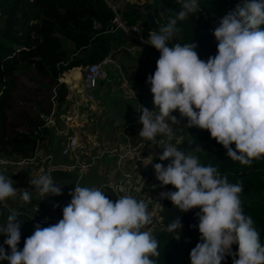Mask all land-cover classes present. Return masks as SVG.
Listing matches in <instances>:
<instances>
[{"label":"clouds","instance_id":"obj_1","mask_svg":"<svg viewBox=\"0 0 264 264\" xmlns=\"http://www.w3.org/2000/svg\"><path fill=\"white\" fill-rule=\"evenodd\" d=\"M198 10L197 0H184L177 19L184 20ZM177 19L158 31H149L148 44L160 53L156 70L146 81L155 108L141 105L139 115L143 126L140 137L156 141L157 136H163L169 141L158 157L169 163L153 167L161 186L171 185L176 190L161 192L160 197L171 201L181 213L199 209L200 238L190 251V264H222L226 256L233 257L232 264H264L259 232L242 208V183H229L216 167L204 166L196 155L178 150L171 143L174 133L170 126L180 124L173 115L178 111L180 119L187 120L184 127L207 130L233 161L250 166L253 160L264 158V0H240L223 16L213 32L217 52L206 61L199 58L194 42L168 46L178 32ZM151 157L147 163L143 161L145 166L152 163ZM14 183L0 174V202L17 194ZM29 184L41 196L62 194L61 186L49 174L31 179ZM19 191L22 201L30 203L32 191ZM69 195L62 219L47 227L35 224L22 250L18 249L21 223L13 210L6 223L0 224V234L7 237L3 244L10 249L8 253L0 245V261L156 264L153 257L160 255L159 242L150 231L142 230L154 222L143 199L124 195L113 202L105 191L79 184ZM181 229L177 216L166 230L174 233ZM233 244L238 245L236 252H232Z\"/></svg>","mask_w":264,"mask_h":264},{"label":"trees","instance_id":"obj_2","mask_svg":"<svg viewBox=\"0 0 264 264\" xmlns=\"http://www.w3.org/2000/svg\"><path fill=\"white\" fill-rule=\"evenodd\" d=\"M108 0H0V159L24 161L33 157L38 147L47 149L52 138V126L39 125L26 119L21 128L6 124L5 109L9 106L15 84L16 73L33 70L53 85L56 108L64 103L67 89L57 79L62 73L76 67L100 61L115 50L124 47L127 37L120 30L110 31V22L114 13ZM198 6L206 12L223 13L226 0H198ZM153 0L152 12L157 16ZM167 20L177 19L184 0H160ZM142 7V6H141ZM139 5L123 2L117 13L126 26L140 23L147 30L151 29L145 19V13ZM93 23L98 27H93ZM158 25V20H157ZM207 20L199 12L190 14L186 19H177V40L181 45L196 43V51L202 60L215 56L217 41L213 34L205 32ZM67 79H64V81ZM147 81V80H146ZM144 81L143 85H147ZM189 131L177 145L178 150L191 152L199 158L202 165H212L229 183H242L240 194L244 214L251 216L254 226L264 245V158L253 160L250 166L241 165L226 155V149L211 138L207 130L198 127L184 128ZM234 149L235 145H231ZM51 148L48 152H50ZM156 162H160L157 158ZM169 163V161H168ZM53 182L68 179L67 172L49 170ZM175 191L173 186H167ZM48 196V195H47ZM47 196H43L47 197ZM54 196V195H50ZM34 201L40 204L44 199ZM9 204V203H8ZM13 202L4 207L0 202V224L6 223L11 214ZM18 221L29 219L28 213L15 209ZM199 209L181 213L166 200L158 212L159 222L153 232L158 240L160 255L153 257L156 264H190V251L199 242L198 218ZM180 216L182 229L169 233V225ZM192 226V227H190ZM179 233V239L178 238ZM7 237L0 234V245L6 252L10 249L3 244ZM26 235L21 232L18 249L22 250ZM238 245H232V252ZM238 258V257H237ZM233 257L226 256L222 264H232ZM8 264V261H0Z\"/></svg>","mask_w":264,"mask_h":264},{"label":"crops","instance_id":"obj_3","mask_svg":"<svg viewBox=\"0 0 264 264\" xmlns=\"http://www.w3.org/2000/svg\"><path fill=\"white\" fill-rule=\"evenodd\" d=\"M108 1H110L112 4L114 3L111 0ZM158 4L161 3L157 2L155 6V12L157 16ZM157 16L154 17L155 20L156 18L158 19ZM124 57L125 61L122 63V68L137 69L136 67L139 66V63L136 60H133L128 56ZM75 69L76 68H73L71 71H74ZM64 82L67 89V94L64 101L65 111L61 105L62 109L60 108V113L57 112L63 125H61L59 128H56V126L52 125V138L49 142V146H47V149L40 146L41 148L36 149L31 159L11 162L13 163L14 167H5L9 172L4 171L3 167L1 166L2 161H0V174H8L9 178L14 182L23 181L25 179H33V170L35 166L38 165L37 161L34 162V159L39 157L37 151H41L43 149L44 152L47 153L56 142L62 146L66 138L65 136L74 134L77 136L79 141L77 147L78 159L64 157L58 153L60 155H58L59 158L57 157V160H53L52 163V158H46V156H50L49 153H47L48 155H44V159L42 158L43 154H41V161L45 160L46 165H40L36 169V171L38 170L39 173H37V176H34V178H38L39 175H44L47 172L46 171L44 173L45 170L49 171L57 169L67 172L69 178L64 180H67V184L69 185L63 186L62 194L59 195L65 199L67 197H71L69 192L74 191L75 185L77 184L82 187L98 188L102 191H105L108 198L113 202L117 200L119 196L124 195L132 196L138 200H140L141 197L146 198L147 193L150 191V166H145L143 162L136 160L133 154H125V152L129 146L132 151L139 152L140 156L150 158L154 155L157 139L156 141H148L140 137L138 133L142 127L141 129H138V132H130V130H125L126 127H129V124H131V122H128L129 120L136 121V125H142L139 123L140 111L130 107L129 101L133 100L131 99V96L122 95L121 93L123 90L122 92L118 90L121 98L115 97L113 101H106L108 106L102 107L100 105L98 106L97 102L101 99H98L96 96L94 102H86L80 99L78 94V81L67 80ZM102 85L103 82H100L98 86H101V89H103L104 94L102 91L99 92L100 95L102 93L103 98V95L107 94V88L102 87ZM141 90H143V88L136 89L137 96H139L138 93ZM116 99H118V101H116ZM123 99H126V101L122 105ZM135 100L138 101L137 99ZM136 105L137 104L133 102L132 107H135ZM89 107L90 110H87ZM104 108H108V111L104 110V115H100V112ZM89 112L91 117H94L97 125H94V120L92 125H90L89 121L83 122L87 119ZM104 120H107L108 125H105ZM119 121L120 123H124L126 126H124V128L119 127ZM68 132L70 133L68 134ZM159 137L162 136H158L157 138L159 139ZM62 138L63 142L60 140ZM36 155L37 157H35ZM64 158H67V161H65ZM25 165H27V167H25ZM81 166H84V168H80ZM126 176H128V178H126ZM60 181H57L56 184H58ZM53 197L56 196L51 197L48 195L44 198L43 196H39L37 197V200L42 198L44 199L41 203V207L43 209L44 201H47L48 198ZM65 202L66 201L63 202L62 206L55 204L52 216L50 218L47 216L51 220L48 226L55 224L57 221L62 219V209L64 206H66ZM155 229L156 227L154 226V223H152L151 225H147L142 230L150 231L153 234Z\"/></svg>","mask_w":264,"mask_h":264},{"label":"rangeland","instance_id":"obj_4","mask_svg":"<svg viewBox=\"0 0 264 264\" xmlns=\"http://www.w3.org/2000/svg\"><path fill=\"white\" fill-rule=\"evenodd\" d=\"M113 1L116 9L119 8L123 5V2H129L132 4H137L139 5L140 11H143V6L146 4L147 0H111ZM158 3H160V0H156ZM110 2V1H108ZM111 3V2H110ZM157 9L160 10L161 13V18L160 15L158 17V25H156L157 29L162 26H166L169 22V20L166 19L165 13L163 11V7L161 4H158ZM160 18V19H159ZM142 25V24H141ZM155 27V28H156ZM177 33L173 36L172 40L169 42L168 46L172 47L173 44H175V40H177ZM148 39L149 35L144 33L143 42H138L135 40H129L126 42L124 45L125 47L123 49L115 50V54L112 55L111 53L108 54L109 57L113 60L114 64L107 63V66L104 67V72L105 73V78L101 80L100 82H103L102 87L107 88V94L103 95L104 97L102 98V93L103 89H101V86H98L94 91H93V100L91 102H94L95 96L99 100L98 106H108L106 104V101L110 102L115 99V97H120V93L118 90L122 92V95H129L131 96V99L129 101L130 107L133 109H137V111H141V105L148 108L149 110H154L155 105L153 103V95L150 92V84L145 85L142 87L144 81L147 80L148 76L153 74L156 70V62L159 59L160 53L156 50L150 47L148 44ZM127 49V51H126ZM124 56H128L129 58L136 60L139 63V66L136 67L137 69L133 68H122V63H124ZM119 66V67H118ZM67 74V75H66ZM64 79L70 80V81H78V90L81 88V67H77L74 71L68 70L67 72H64L61 74V76L58 78L59 81H63ZM65 80V81H67ZM99 82V83H100ZM129 82V83H128ZM65 84V82L63 81ZM98 83V85H99ZM133 84V85H131ZM140 88L141 90L137 96L136 94V89ZM116 90V91H115ZM102 91L101 95L99 92ZM53 85L49 83L46 79H44L42 76H39L37 73H35L33 70H24L21 72L16 73L15 77V84L12 92V97L9 103V106L5 109V116H6V124L10 126H16L17 128H21L23 125L27 124L25 123V117L26 119L33 120L39 125H45L48 124L45 118L49 115V113H53L52 119L53 123L48 124V125H53L56 126V128H59L61 125H63L61 119L58 116V113H60L62 107L65 111V102L62 104V107L56 108L55 106V98H53ZM79 94V93H78ZM80 97V96H79ZM81 99V97H80ZM137 99L138 101H136ZM82 100V99H81ZM84 101V100H83ZM118 101V99H116ZM122 105L126 101V99L122 100ZM137 104L135 107L133 106V102ZM89 102V101H86ZM88 105V104H87ZM140 105V106H139ZM90 110V107L87 108V110ZM60 110V111H59ZM85 110V109H84ZM104 110L108 111L107 109H103L100 112V115H104ZM56 113V115H55ZM140 115V113H139ZM177 117L178 120H180V124H171L172 131L174 133V138L172 139L171 143L177 147V145L180 143L181 139L186 137L189 131H186L183 129V126L187 124L186 118L181 120L179 112L176 111L173 113ZM132 119V117H131ZM94 120V117H91L90 112L88 113L87 119L84 120L83 122L89 121L90 125H92ZM105 121V120H104ZM123 122V121H122ZM128 122H131L129 124V127H126V131L130 130V132H138V129H141L143 127L142 125H136V121L129 120ZM105 125H108L107 120L104 122ZM28 125V124H27ZM89 125V124H88ZM94 125H97L95 120H94ZM118 126L121 128H124V123L118 122ZM131 127V128H130ZM185 128V127H184ZM70 132H68L69 134ZM68 136V135H66ZM65 136V137H66ZM158 137V136H157ZM162 139V143H160V147L158 148V153L159 155L162 154L163 148L169 143L168 139L166 137H159ZM158 139V138H157ZM63 142V138L60 139ZM60 145L56 142L53 147L51 148L50 152H47L50 154V158H52V163L53 160L56 161L58 157V153L60 150ZM41 147H38L40 149ZM39 157L42 155V158L44 155L47 153L44 152L42 149L41 151H37ZM48 155V154H47ZM60 156V155H59ZM37 157V155L35 156ZM37 157L34 159V162L37 161L36 163L38 164L35 166L33 170V179L34 176H37L38 170L36 169L40 165H46L45 160L41 161V157ZM1 158V157H0ZM59 158V157H58ZM44 159V158H43ZM63 159V158H62ZM65 161H67V158H64ZM1 166L3 167L5 172H9L6 168L8 167H14L12 160H1ZM69 161V160H68ZM51 163V164H52ZM34 165V164H33ZM43 165V166H44ZM6 167V168H5ZM27 167V165H25ZM84 168V166H83ZM50 169V168H49ZM48 171L45 170L44 173ZM3 173V172H2ZM43 173V174H44ZM5 176L9 177L8 174H4ZM40 176V175H39ZM38 176V177H39ZM30 179H25L23 181H16L14 183V187L18 189L17 194L13 197H10L6 200V202H3L4 207H8V205L13 202V206L11 207L13 210L17 209H22L29 215V219L27 220H22L20 221L21 223V232L26 235L28 238L31 236L34 232V226L35 224L39 223L41 224L42 227L48 226L50 223V217L52 216L54 212V206L55 204H59L62 206L63 202L67 205L71 197L62 198L61 196H56L53 198H48L47 201H44V207L42 209L41 205L39 204H34V201H37V197L41 196L40 193L35 191V187L29 184ZM58 184L63 188L67 184V180H62L58 182ZM150 185V184H149ZM19 189H28L32 191V196H31V202L26 203L23 202L21 199V193ZM106 193V192H105ZM52 197V196H51ZM144 199V197H143ZM39 201V200H38ZM9 203V204H8ZM33 206H36L37 209L35 211L32 210ZM51 213V214H50ZM48 216V220H40L42 216ZM53 221V220H52ZM157 227V225H155Z\"/></svg>","mask_w":264,"mask_h":264},{"label":"built area","instance_id":"obj_5","mask_svg":"<svg viewBox=\"0 0 264 264\" xmlns=\"http://www.w3.org/2000/svg\"><path fill=\"white\" fill-rule=\"evenodd\" d=\"M239 2L240 0H226L225 10L223 13H220V14H216L213 12H206V11L201 10L199 7L198 12L200 16L204 18L205 20H207L205 32L209 34H213L214 29L219 25V21L223 18V16H225L229 11L233 10ZM107 3L114 13L113 19L110 22V31L120 30L124 33L127 39L144 43L145 42L143 40L144 33L149 35V31H152V30L145 29L138 22L131 26H126L124 22L120 19L119 14L116 12L117 9L115 5L108 1ZM157 10H158L157 17H159L160 15V18H161L160 10L159 9ZM156 20L158 19L156 18ZM156 25H157V21H156ZM93 27L97 28L98 24L93 23ZM124 47H121L120 49H123ZM150 47L155 49L152 46ZM107 63L115 65L111 57L106 55L98 62L86 64L83 67H81L82 80H81V88L79 90V96L81 97L82 100L89 101V102L93 100V91L97 88L98 83L105 78L106 72H104L105 71L104 67L107 66ZM53 97H54V94H53ZM51 115L52 113H49L47 118H45L48 124L52 123ZM162 141L163 140L160 138L157 139L155 149H154V155H153L154 159L152 163L149 164L150 166V170H149L150 191L147 193L146 198L144 199L143 197L140 198V199H143L148 204V210L154 217V222H153L154 226L158 224L159 222L158 212L161 209L163 203L167 200V199H162L160 197V193L169 191L167 186H161L160 182L156 178V174H155L154 167H153L155 163H163L165 166H167L168 164V161H160V162L155 161V159L159 157L158 148L160 147L159 144L162 143ZM78 143L79 141L76 135L71 134V135L66 136L64 143L62 144L59 150V154L64 157H72V158L78 159V154H77ZM127 148L128 149L126 150L125 154H133L135 156V159L138 160L139 162L144 161L145 163H147L152 158V157L147 158V157L140 156L139 152L132 151L129 146ZM46 158L50 159V156H46ZM80 168H83V166H81ZM126 178H128V176H126ZM36 209L37 207L33 206L32 210L35 211ZM41 219L48 220L47 216H44V215L40 218V220Z\"/></svg>","mask_w":264,"mask_h":264},{"label":"water","instance_id":"obj_6","mask_svg":"<svg viewBox=\"0 0 264 264\" xmlns=\"http://www.w3.org/2000/svg\"><path fill=\"white\" fill-rule=\"evenodd\" d=\"M152 4L153 0H147L146 4L143 6V11L145 13V19L147 21V24L150 28L156 27V21L153 16L152 12Z\"/></svg>","mask_w":264,"mask_h":264}]
</instances>
